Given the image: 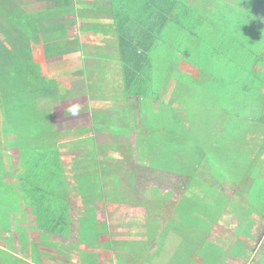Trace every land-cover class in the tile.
<instances>
[{
	"label": "rangeland",
	"instance_id": "1",
	"mask_svg": "<svg viewBox=\"0 0 264 264\" xmlns=\"http://www.w3.org/2000/svg\"><path fill=\"white\" fill-rule=\"evenodd\" d=\"M0 1L4 2V0ZM15 1L18 4L35 5L34 0ZM185 1L192 6V12L190 11L188 18L186 16L184 23L188 21L186 25L194 26V7L196 10H201L206 9V5L202 6V0ZM217 1L221 0H211L210 8L216 9ZM224 1L234 5L233 0ZM251 1H255L253 4L255 13L263 15L260 10V7L264 8L263 0ZM85 2L91 3L89 4L90 9L84 11L88 13V20L82 19L78 14L65 13L43 21L50 24L62 22V24L76 26L67 29V39L79 36L80 32L78 33L77 27L87 25L89 29L95 31L88 34L90 38L94 37L93 33L100 37L96 43H81L86 53L85 56L73 55L74 59H81L83 66H89V70H85V77L75 76L73 80L68 82L66 80L62 83L63 87L70 90L72 96H77L73 100V105L81 104V108L82 106L85 108L84 103L88 104L87 109L83 111L85 113L82 116L83 119L77 120L79 125L82 124V129H80L83 135L75 138V142L70 143V140L68 144L70 149L65 147L66 151L63 149V152L68 154L70 150L71 153L73 151L77 156H81L80 164L85 161L89 162L84 165L87 169L90 163L94 165V162H98L99 159V162H102L99 163L96 173L91 168L84 174L82 172L74 177L75 181L71 187L80 185L79 188L69 190L66 187L59 190L58 194L65 193V195L71 191V196L79 197L80 205H83L89 212H85L83 216L80 215L77 221L75 218L72 220V227L75 231L72 230L70 241L75 245L98 247V251H101L98 254L100 257L108 259L107 256L112 255L117 264H238V260L243 255L246 261L243 259L241 264H264L257 260L258 256H264V197L262 196L264 190L254 189L257 192L255 195L250 192L253 191L252 187L256 183L264 182V131L260 133V128L258 131L256 129L258 125L254 123L252 127L256 129V132L247 130L244 137L239 139L240 137H236V134L231 131L232 124L224 127L223 130L219 129L226 137L225 139L230 140L221 142L222 144L227 142L225 151L219 150V148L223 149L221 145H217L218 150L213 148L215 141L214 138L211 139L213 136L210 134L204 138L200 137L194 144L191 143L190 136L194 132V120H197L195 122L199 120L194 119V115L201 117L207 116V113L212 115L213 108L204 101V93H198L197 98L194 96V78L192 77L194 73L192 71V74L187 72L191 74L188 78L193 83V85H187L191 93L187 86H183L184 82L177 75L179 71L189 70L188 67L184 68L182 65V52L188 45L194 44V36L188 30L180 28L178 24L168 23L161 37L163 41L158 40L154 47V51H158L154 52L153 57L154 71L158 68V72L153 75L158 102L151 103L152 99L142 97L140 103L127 106L124 100L125 97L130 96L129 92L126 95L122 93L118 97L114 96V93H118V89L115 88H119L121 79L115 63V58H117L116 34L112 30V16L107 12V7L111 2L116 7H119L121 2L120 0H85ZM245 2L244 0L242 6L246 5ZM180 3L178 0L179 6ZM234 6L240 8L237 4ZM74 16L76 19L68 22ZM259 23L264 28V21L263 23L258 21L256 24ZM234 31L235 29L231 28L226 33L224 39H227L228 46L229 38L233 37L232 34L235 35ZM60 38L56 34L46 37L47 42H53L55 47H58ZM213 57L220 59L216 53ZM96 64L104 68L106 78L103 77V82H99L102 87L92 82L95 75L90 71L95 68L93 65ZM261 64L264 62H259L254 67L263 72L264 68ZM106 82H109L107 85L111 88L110 93L102 95V98L95 97L97 91L105 92L103 84ZM60 104L52 108L53 113L60 112ZM241 106L251 116L258 113L257 110H253L251 103L245 102ZM261 114H263L262 109ZM190 121L193 126L189 123ZM65 124L71 125L69 122ZM75 127L71 125L65 128L66 135H70V139L73 137L72 134L74 136L76 134ZM168 128H173L175 132L179 130V138L185 136L184 141L181 140L182 137L180 138L179 148L177 144H173L171 139L167 140L166 146L162 144V136L166 135ZM130 129L129 135L126 134ZM134 130L138 133L141 131L142 134L140 133L135 138ZM181 130L188 135H184ZM90 133H100L95 136L96 142L115 145L114 149L117 152L113 149L111 156H106L108 150L105 151L106 148H102L104 146L100 147L97 144L94 146L93 139L87 137ZM156 134H159L157 136L159 140L155 137ZM193 134L195 136V133ZM175 135L178 138L176 133ZM6 136L3 129L0 133V165L10 160L2 153ZM251 136L263 140L261 150L259 149L260 144L256 143ZM48 141L52 145V138ZM219 141L221 140H218L216 144H221ZM211 144L212 147L208 148ZM96 152H99L102 157H95ZM255 152L262 157L263 161L256 158L255 162L252 161L253 164L250 161L246 165L247 159ZM100 153H103L104 157ZM66 156H68L69 163L66 162L65 165L68 166L72 157L69 154ZM202 162L201 167L203 168L200 169ZM110 164H115L118 168L113 169L109 166ZM194 165L199 169H194ZM180 167L184 168L180 169ZM128 169L130 171L134 169L133 173L138 176L136 186H132L133 175L127 172ZM5 171L6 169L0 167V236L9 232L12 221L17 227L26 222L17 218L10 219L8 216L11 210L14 213L17 211V213L24 214L23 217L28 214L22 213L27 208H30L35 216L36 212H39L37 204H33L31 208L30 197L19 198V192L14 189L15 186L9 189L12 196H6L8 191L6 184L11 183L10 178L12 177H9L10 175ZM5 173L7 175H4ZM187 184L188 187L185 188L184 185ZM56 201L59 200L56 199ZM70 206L73 215L76 210L75 202L71 200ZM251 206L256 209L255 213L252 212ZM83 217L88 220L90 217L92 219L86 221L87 219L82 220ZM18 231L21 232V230ZM28 231H31L27 233L28 239H32L33 242L28 246L31 250L28 248L26 252L24 250L23 252L29 255L32 262L44 263L47 259L38 258V255L47 256L42 252V247L51 246V237H46L45 231L37 232L35 227H31ZM111 233L115 236L112 237ZM40 242L45 243L40 244ZM73 244L70 250L75 247ZM154 245L157 248H154ZM56 248L60 247L56 245ZM109 248L116 251L110 253ZM199 250L202 253H199L198 257L195 252ZM84 254L86 257L82 261L85 264L86 258L90 264L98 263L100 260L93 253ZM249 254L250 258L247 259ZM113 260L108 259L105 262L101 260L99 264H114ZM49 264L52 263L49 262Z\"/></svg>",
	"mask_w": 264,
	"mask_h": 264
},
{
	"label": "trees",
	"instance_id": "2",
	"mask_svg": "<svg viewBox=\"0 0 264 264\" xmlns=\"http://www.w3.org/2000/svg\"><path fill=\"white\" fill-rule=\"evenodd\" d=\"M245 1L246 5L242 6L244 0H233L234 5L240 7L237 8L232 3L221 0L217 1L218 5L213 9L210 8L211 0H202V6L206 5V9L196 10L194 7V26L186 25L188 21L184 23L186 16L188 18L190 11L192 12V6L185 0H179L180 6L177 4L178 0H120L119 7L111 2L107 12L112 16V30L116 34L117 58L114 62L117 64L121 79L119 88H115L118 89V93H114V96L118 97L122 93L126 95L129 92L130 96L125 97L124 100L127 106L140 103L142 97L152 99L151 103L158 102L153 76L158 72V68L154 71L153 66L154 52L158 51H154V47L158 40L163 41L161 37L168 23L178 24L180 28L188 30L194 36V44L188 45L182 52V65L189 70L179 71L177 75L184 82L183 86H189L193 83L188 76L194 73L192 75L194 96L197 98L198 93H204V101L213 108L212 115L208 113L205 117L194 115V119L199 120L198 122L194 120L195 136L191 134V143L194 144L200 137L204 138L210 134L213 136L211 139L214 138L215 141L213 148L217 149V145H221L223 149L219 148V150L225 151L227 142L223 144L221 142L230 140L225 139L219 129L223 130L224 127L232 124L231 131L236 137H240L239 139L244 137L247 130L256 132V129L259 131L260 128V133L264 131V71L256 70L254 67L257 63L264 62L262 59L264 28L260 23L256 24L258 21L263 23L264 8L260 7L263 15L262 13L259 15L254 11L255 1ZM34 2L36 6L18 4L15 0L0 1V133L4 129L7 136L12 134L6 136V140L2 137L5 141L2 153L10 160L0 167L6 169L5 172L10 175L9 177H16L20 181L19 198L33 199L37 196L42 211L47 212L48 215H59L62 213L65 193H58L59 190L66 188V169L62 166L68 162V156L64 154L63 148L69 146L70 140V143L75 142V136L83 135L82 124L79 125L77 120L83 119L82 116L85 115L83 111L88 107L87 103H84L85 108L83 106L81 108V104L73 105V100L77 96H72L70 90L63 87L62 83L73 80L75 76L85 77L84 74L86 75L89 66H83L81 59H74L73 55L83 56L86 53L81 43H96L100 37L93 33L94 37L90 38L89 32L95 31L89 29L87 25L77 27L79 36L67 39L66 31L74 28L73 25L43 22L45 19L65 13L78 14L82 19L88 18V13L84 11L90 9V5L76 0H34ZM75 19L76 16L68 22ZM231 28L235 29V35L232 34L233 37L229 38L228 46V41L224 38ZM53 34L61 37L58 47H55L53 42H47L46 37ZM215 53L220 59L213 57ZM261 65L264 68V64ZM93 67L95 68L90 72L95 75V79L92 82L99 86V82H103V77L106 78L104 68L98 64ZM107 83L109 82L103 84L105 92L97 91L95 97L102 98L106 93H110L111 88ZM188 91L192 92L189 88ZM190 93L187 92L189 95ZM84 100L86 102V99ZM245 102L251 103L253 110H257L258 113L253 116L248 114L241 106ZM59 104L60 112L53 113L52 108ZM71 106H77V115L73 116L69 113L68 109ZM67 122L76 126L74 130L76 134L75 136L72 134L71 139L70 135H66V129L71 127L65 124ZM189 123L193 126L192 121ZM254 123L258 125L256 129L252 127ZM130 131L131 129L125 133L129 135ZM181 131L184 135H188L185 131ZM134 132L135 138L141 133L135 130ZM179 132L168 128L166 135L162 136V144L166 146L167 140L171 139L179 148L181 140L184 141L185 137L181 136L180 140ZM158 135L156 134L155 137L157 138ZM89 137L92 140V137ZM51 138L52 145L48 141ZM252 138L260 144L261 150L263 140ZM218 140H221L219 141L221 144H216ZM210 147L212 144L208 146ZM260 153L262 154V151ZM252 155L247 159L246 165L250 161L253 164L256 158L261 161L264 159L263 154V159L256 152ZM80 162L82 157L76 156L71 158L70 164L78 165ZM202 164L203 162L199 166L200 169L203 168ZM199 168L194 165V169ZM85 172L83 171V174ZM6 173L4 175H7ZM73 173L79 176V173ZM258 183L252 187L251 194H257L255 190H264V182ZM11 187V184H6L7 197L12 196L9 190ZM184 187H188V184ZM251 210L255 213L256 209L251 206ZM48 222L46 223L44 214L36 215L35 225L39 231L48 232L52 226ZM195 253L198 255L202 251ZM259 257L258 262L264 263L262 259L264 256ZM249 258L250 254L247 259Z\"/></svg>",
	"mask_w": 264,
	"mask_h": 264
},
{
	"label": "crops",
	"instance_id": "3",
	"mask_svg": "<svg viewBox=\"0 0 264 264\" xmlns=\"http://www.w3.org/2000/svg\"><path fill=\"white\" fill-rule=\"evenodd\" d=\"M76 1H82V3L88 4V5L91 4L89 2L88 3L85 2V0H76ZM83 19L88 20L89 18H83ZM74 27H76V26H74ZM89 33H92V32H89ZM96 134H100V133H90V134H88L87 137H89V136L92 137L94 146H96V144L99 145L100 147L104 146L102 148H106L105 151L108 150L107 154H105V155L111 156V154L113 153V149L116 146L115 145H108V143L107 144L106 143L105 144L97 143L96 142L97 139L95 137ZM78 137H80V136H78ZM78 137L75 136L74 138H78ZM117 137H120V136H117ZM115 142H117V141H115ZM108 146H110V149H108ZM64 150L66 151V149H64ZM114 151H116V149H114ZM103 153H100V154L103 155ZM64 154L65 155L69 154L71 157L77 156V154L75 152L72 151V153H71L70 150H69L68 154H66V153H64ZM96 154L97 155H95V157H98V158L102 157L99 155V152H96ZM103 157H104V155H103ZM13 161L14 160H12V162ZM99 161H100V159H99ZM99 161L98 162L95 161L94 165H92L90 163L89 169H87V166H84L86 163H89L87 161H85L83 164L79 163L78 165H73V164H69L68 166L63 165L62 167L66 169V180H65L66 187L69 190L71 188L77 189L78 187H71V185L74 184V181H75L74 177H76V175L73 172L80 174L83 171L90 170L92 168V169H94V171L96 173L98 171V166L102 163ZM109 162H110V160H109ZM109 166H112L113 169H114V167H117V166H115V164H113V165L110 164ZM143 168H145V166H143ZM15 169H16V167H15ZM133 171H134V169H133ZM133 171H130L128 169L127 172H130V174L133 175L132 186H136V184L138 182V176H136L133 173ZM142 178H143V176H142ZM10 179L12 180L10 183L12 185V187L15 186L14 189H16L19 192L20 181L17 180L16 177H12ZM142 185L144 186V184H142ZM71 195H72L71 191H68V195L64 194V198H63V202H62V204H63L62 205V213H59V215H54V214L48 215L47 212L42 211L40 208H39V212H36V215L44 214V219L46 220V223L49 221L48 224L52 225L51 228L48 227L49 231L46 232L47 234H45V235H47L46 237H48V236L51 237V240H52V241L50 240L51 246H48V247L43 246L42 247L43 248L42 252L44 253V255H47L48 257L47 256L45 257L43 255H38V258L42 257L44 260L47 259V260H45L44 263H40V262H36V261L32 262L29 259V255L24 253L28 250V248L31 250V248L28 246L32 245L30 243L33 242L32 239H28L29 236L27 233H31V231L27 232V230H31V227H33V228L35 227V230L37 232H40L38 230L37 226L35 225V220H36L35 214L33 213V211H31L30 208L29 209L27 208L26 210H24L22 212V213H24V212L28 213L24 217H23L24 214L17 213V211H15V213H14V211L11 210V212H9L10 215L8 216L10 219L12 218V220H13V219L17 218V219H21V221H26V222H24V224H21L19 227H17L14 225V223L12 221L10 224V227L8 229L9 232L8 233L6 232L0 236V264H39V263L40 264H49V262L52 264H85V262H83L82 260H83V258L86 257V255L84 253H87V252L93 253L96 257L98 256L97 259H100V260L98 263L95 262V264L101 263V260H103V262H105V260H108V259L113 260L112 255L107 256L108 259H103V256L100 257L98 254L101 251L100 250L98 251V247L93 246L94 248H92L90 245V248H89L84 244L75 245L70 241L72 238V233H73L72 230L75 229L72 227V225H73L72 220H74V218H75V220L77 221V219L80 215L83 216L85 212H88L85 210L83 205L82 206L80 205V203H79L80 201L78 200L80 198L75 197V196H71ZM71 200L73 202H75V208H76L73 215H72V210H71L72 208L70 206ZM32 201L34 203H31ZM31 202H29L31 204V208H32V206H34L33 204H35V205L37 204V206H39V199H37V196H36V198L31 199ZM74 215H75V217H74ZM91 219L92 218L90 217L89 220H91ZM82 220L89 221L88 218H85V217H83ZM46 223H45V225H46ZM1 230H3V229H1ZM18 230H21V232H19ZM70 230H71V233H69ZM43 231H45V230H43ZM8 234H9V238H7ZM30 235H32V234H30ZM111 236L114 237L115 235H113L111 233ZM55 244L58 245V247H60V248H56ZM59 244H62L63 247L59 246ZM72 244L75 245V247L70 250V246ZM155 247L157 248L156 245H154V248ZM154 248L152 249V251L154 250ZM23 250H24V252H23ZM109 251H110V253H113L116 250L113 248H109ZM243 257H244V255L241 256L240 260H238V264H241L244 261L243 259H245V261H246V258L245 257L243 258ZM233 261L236 262L237 260H233ZM113 263L117 264L114 260H113ZM86 264H90V261H88L87 258H86Z\"/></svg>",
	"mask_w": 264,
	"mask_h": 264
},
{
	"label": "clouds",
	"instance_id": "4",
	"mask_svg": "<svg viewBox=\"0 0 264 264\" xmlns=\"http://www.w3.org/2000/svg\"><path fill=\"white\" fill-rule=\"evenodd\" d=\"M69 113L73 116L77 115L78 114V108L77 106H71L69 109H68Z\"/></svg>",
	"mask_w": 264,
	"mask_h": 264
}]
</instances>
